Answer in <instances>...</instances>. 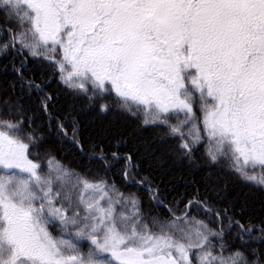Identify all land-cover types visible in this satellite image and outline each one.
<instances>
[{"label": "snow or ice", "instance_id": "1", "mask_svg": "<svg viewBox=\"0 0 264 264\" xmlns=\"http://www.w3.org/2000/svg\"><path fill=\"white\" fill-rule=\"evenodd\" d=\"M0 14L20 29L0 28L10 36L0 52L19 42L54 59L59 49L61 81L90 104L167 126L187 154L206 138L213 163L264 186V0H0ZM22 124L0 119V264H260L225 255L223 229L190 226L187 213L153 231L139 201L103 181L77 177L78 195L61 199L71 174L52 160L41 172Z\"/></svg>", "mask_w": 264, "mask_h": 264}, {"label": "trees", "instance_id": "2", "mask_svg": "<svg viewBox=\"0 0 264 264\" xmlns=\"http://www.w3.org/2000/svg\"><path fill=\"white\" fill-rule=\"evenodd\" d=\"M0 28L13 33L20 30L6 23L3 14ZM8 40L9 33L0 31V43ZM18 49L21 45L16 42L15 47L0 52V119L23 122L21 135L30 133L36 140L29 158L40 163L42 173L52 160L71 174L61 189V199L66 192L73 198L78 195L77 177L103 181L110 195L118 192L137 199L140 214L153 231H158L153 221L167 225L187 213L190 226L203 221L215 231L223 229L220 242L226 246L225 255L238 249L264 264V186L246 181L223 162L213 163L206 155V138L187 154L180 147L181 138L170 134L167 126L145 125L119 109L103 112L90 104L61 81L55 64L59 49L54 59ZM29 82L40 85V90ZM42 102L47 103L46 110ZM194 111L203 137L196 105ZM184 139L189 138L185 135ZM58 186L59 182L54 189ZM64 206L71 216L72 209L67 203ZM48 229L60 238L59 221ZM69 231L75 229L70 226ZM79 246L86 255L88 242L79 241ZM213 251L218 253V249Z\"/></svg>", "mask_w": 264, "mask_h": 264}, {"label": "water", "instance_id": "3", "mask_svg": "<svg viewBox=\"0 0 264 264\" xmlns=\"http://www.w3.org/2000/svg\"><path fill=\"white\" fill-rule=\"evenodd\" d=\"M188 208H190V206H188Z\"/></svg>", "mask_w": 264, "mask_h": 264}, {"label": "rangeland", "instance_id": "4", "mask_svg": "<svg viewBox=\"0 0 264 264\" xmlns=\"http://www.w3.org/2000/svg\"><path fill=\"white\" fill-rule=\"evenodd\" d=\"M27 142V141H26Z\"/></svg>", "mask_w": 264, "mask_h": 264}]
</instances>
